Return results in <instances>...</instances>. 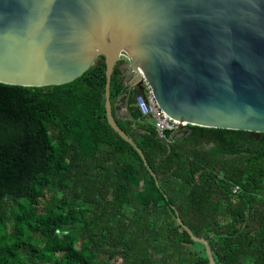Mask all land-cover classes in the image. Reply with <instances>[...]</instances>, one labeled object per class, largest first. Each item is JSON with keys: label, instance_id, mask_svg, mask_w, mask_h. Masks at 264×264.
<instances>
[{"label": "trees", "instance_id": "1", "mask_svg": "<svg viewBox=\"0 0 264 264\" xmlns=\"http://www.w3.org/2000/svg\"><path fill=\"white\" fill-rule=\"evenodd\" d=\"M120 65L112 114L156 178L107 122L103 57L61 85L0 83V264H209L176 214L216 264L242 262L264 205V133L189 126L167 154Z\"/></svg>", "mask_w": 264, "mask_h": 264}, {"label": "water", "instance_id": "2", "mask_svg": "<svg viewBox=\"0 0 264 264\" xmlns=\"http://www.w3.org/2000/svg\"><path fill=\"white\" fill-rule=\"evenodd\" d=\"M122 56L132 75L127 96L142 91L140 69L169 116L264 133V0H0V83L61 85L103 57L107 122L146 165L111 110V74ZM189 131L172 133L167 154ZM176 221L216 264L206 239L178 214Z\"/></svg>", "mask_w": 264, "mask_h": 264}, {"label": "built area", "instance_id": "3", "mask_svg": "<svg viewBox=\"0 0 264 264\" xmlns=\"http://www.w3.org/2000/svg\"><path fill=\"white\" fill-rule=\"evenodd\" d=\"M126 61V56H122L119 60V62H121L120 70L122 73L127 70V68L125 67ZM138 72L141 75L142 91L137 94L134 98L135 106L142 115H146L151 118L153 122V128L157 136L167 141L168 139H170L172 133L175 132L177 129L188 128L189 123L169 116L164 110H162L158 106L148 80L144 77L140 69H138ZM236 190H239V186L237 185L234 187V191Z\"/></svg>", "mask_w": 264, "mask_h": 264}, {"label": "crops", "instance_id": "4", "mask_svg": "<svg viewBox=\"0 0 264 264\" xmlns=\"http://www.w3.org/2000/svg\"><path fill=\"white\" fill-rule=\"evenodd\" d=\"M125 87L131 83V73L125 70L123 73ZM126 113V106H122L119 110V114ZM257 197H264V190L257 193ZM253 216L247 222L249 227V234L251 243L244 251L242 256V262L239 264H264V205L258 204L257 208L253 209ZM223 221L221 220V223ZM246 224V223H245ZM243 227V224L240 225ZM245 226V225H244Z\"/></svg>", "mask_w": 264, "mask_h": 264}, {"label": "flooded vegetation", "instance_id": "5", "mask_svg": "<svg viewBox=\"0 0 264 264\" xmlns=\"http://www.w3.org/2000/svg\"><path fill=\"white\" fill-rule=\"evenodd\" d=\"M141 92V90H138V89H134L132 91V96L134 97L135 95L139 94Z\"/></svg>", "mask_w": 264, "mask_h": 264}]
</instances>
